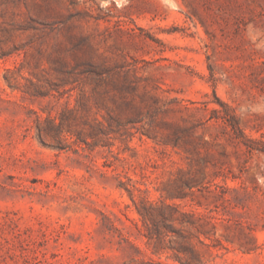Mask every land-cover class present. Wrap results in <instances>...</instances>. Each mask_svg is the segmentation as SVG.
<instances>
[{
	"label": "rangeland",
	"instance_id": "rangeland-1",
	"mask_svg": "<svg viewBox=\"0 0 264 264\" xmlns=\"http://www.w3.org/2000/svg\"><path fill=\"white\" fill-rule=\"evenodd\" d=\"M185 261L264 264V0H0V264Z\"/></svg>",
	"mask_w": 264,
	"mask_h": 264
},
{
	"label": "trees",
	"instance_id": "trees-1",
	"mask_svg": "<svg viewBox=\"0 0 264 264\" xmlns=\"http://www.w3.org/2000/svg\"><path fill=\"white\" fill-rule=\"evenodd\" d=\"M41 136V135H40ZM41 138V137H40ZM156 210V208L155 207H153V206H148V207H141V209H138L137 211L139 212V214L141 215V217H142V219L144 220V221H150L153 225H154V223H155V221H154V215L152 214L154 211ZM172 220H174V221H179V223H184L183 221H181V220H179L178 218H173ZM158 237V236H157ZM178 252H180V251H178ZM183 264H194V263H192V262H190V261H185Z\"/></svg>",
	"mask_w": 264,
	"mask_h": 264
}]
</instances>
